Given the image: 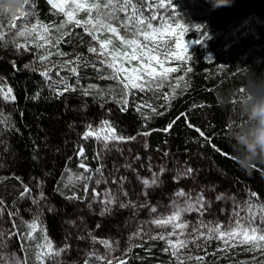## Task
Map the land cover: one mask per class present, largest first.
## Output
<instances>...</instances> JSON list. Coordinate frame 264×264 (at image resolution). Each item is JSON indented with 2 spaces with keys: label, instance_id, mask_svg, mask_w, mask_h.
<instances>
[{
  "label": "trees",
  "instance_id": "1",
  "mask_svg": "<svg viewBox=\"0 0 264 264\" xmlns=\"http://www.w3.org/2000/svg\"><path fill=\"white\" fill-rule=\"evenodd\" d=\"M172 3L182 23L192 27L188 36L202 41L189 49L187 64L191 71L184 73L175 95L170 88L169 98L164 100L159 113L148 118L137 109L139 94L133 90L127 97L126 110H122L125 107L122 84L106 78L112 69L107 67L105 57L89 51L90 47L99 48V44L83 27L68 24L63 31L70 30V35L64 36L55 47L49 46L53 53L66 55L53 54L40 62L38 56L45 49H37L31 43L18 49L8 39L16 28L7 27V17H0L6 26L7 41H0V87L5 91L10 88L15 97L12 100L0 95V200L7 207L13 206L25 196L27 187L30 192L42 189L47 203L40 210L43 225L32 232L31 240L25 238L30 231L28 224L14 217L27 264H62L66 252L63 221L71 212L66 200L73 196L83 198L88 179L76 181L75 177L90 174L97 157L96 140H86L83 136L89 125L97 130L105 121L116 129L118 136L126 139L150 133L146 137L149 149L163 156L187 159L197 184L214 192L236 194L258 207L264 205V165L245 172L229 158V155L234 157L229 130L235 101L232 106L223 103V97L235 94L246 78L264 76V0H232L230 6L219 8H214L210 0H173ZM28 11L32 12L29 26L37 21L58 26L65 20L63 13L48 0H29L23 12ZM15 16L18 28L25 17ZM86 16L87 12L83 11L77 14V19ZM243 24L244 34L233 40L230 32ZM51 35L55 43V37L60 34L53 28ZM204 36L209 39L205 40ZM34 38L29 36L28 40ZM24 42L23 37L16 41ZM73 67L78 74L70 71ZM46 71L48 77L41 75ZM65 84L71 90L65 91ZM196 128L204 132V137ZM81 148L87 158L85 163L90 166L88 171L80 167ZM170 185L168 179L165 191ZM45 236L51 242L52 253L38 262L36 245L43 244ZM56 250L59 255L55 254ZM87 260L83 258L79 264ZM167 261H172L171 252L160 241L155 245L130 247L112 264ZM90 264H108V261L90 260ZM209 264L228 263L209 259Z\"/></svg>",
  "mask_w": 264,
  "mask_h": 264
},
{
  "label": "rangeland",
  "instance_id": "2",
  "mask_svg": "<svg viewBox=\"0 0 264 264\" xmlns=\"http://www.w3.org/2000/svg\"><path fill=\"white\" fill-rule=\"evenodd\" d=\"M172 2L173 0H165V5L169 9L168 15L174 16L176 22L183 24L177 8ZM244 25L232 29L229 35L233 40L239 39L244 34ZM184 27L188 30L182 34L180 39L187 49L188 57L189 49L198 45L202 38L189 37L188 34L192 31V27L186 25ZM107 35L106 33L102 34L99 38L103 40L107 38ZM167 39L171 43L175 37H167ZM113 43L119 46L115 39ZM174 55L166 65H179V70L170 74L171 83H174L176 78H183L188 68L187 58L176 60ZM135 63L133 61V64ZM169 89L168 84L158 91L140 92L137 89H132L135 94H139L136 99L137 109L141 110L146 118L158 114L165 100L164 94H168ZM149 104L156 109L155 112L146 107ZM144 133L146 132L133 139L125 138L123 141L116 140L107 143L90 137L96 140L97 157L93 160L95 163L93 170L86 176L90 179L85 187L83 198L73 196L66 200V205L71 208V212L64 217L63 221L66 227L63 247L66 252L60 262L62 264H79L83 258H88L85 264H90V260L108 261L97 259V257L105 255L111 262H114L116 259H120L130 247L147 243L155 245L164 241L166 248L171 252L172 261L162 264H178V256L183 259V264H209V259H213L214 262L225 260L228 264H261V261H264V250L248 251L250 245L240 243L238 239L229 240L226 245L220 239L206 240L201 237L195 243H188L186 247L176 245L175 249L167 243L168 239L174 243L177 240L176 236L169 237L167 235L172 231L171 225L161 227L151 224L150 221L159 216H168L177 205L184 204V198L178 197L177 192L184 191L190 194L193 201L202 194L205 201L203 214L191 211L181 217L183 221L188 222L189 227L185 230L179 228L176 230L185 233L180 236V240H191V236L188 234L192 232L193 226L201 222L213 226L219 224L223 228L234 225L237 219L244 223L249 216L248 201L239 198L236 194L214 192L208 187L197 184L195 181L197 177L193 170L188 175L183 174L186 169L191 168L187 159L182 161L176 156H163L150 150L146 143L147 135ZM81 157L82 163L89 168L90 166L85 163L87 160L85 155ZM98 169L99 171H97ZM154 175H158L157 183L146 187L142 181H151ZM168 179L172 185L168 191H165ZM30 191L10 207L4 205L0 200V233L3 234L0 237V255L6 257L14 255L21 261V264H27V262L22 242L17 234L14 217L22 218L27 224L35 220L38 224L36 229H38L43 225L40 220L41 207L47 204L42 189ZM108 192H111L116 202L108 205L105 212L106 206L102 201ZM95 193H99V196L94 198ZM121 204L126 206L121 207ZM152 208H155L156 212H152ZM255 210L257 211L255 224L264 227L261 225L262 218L259 214V207L256 206ZM237 212L239 213L238 217L235 215ZM105 221L106 223H104ZM138 229H142V232L139 236L134 237L133 234ZM161 235L165 238H151ZM101 241L110 242L114 251L109 253ZM233 244L235 246H232ZM174 250L177 255H173ZM188 257H200V259H188Z\"/></svg>",
  "mask_w": 264,
  "mask_h": 264
},
{
  "label": "snow or ice",
  "instance_id": "3",
  "mask_svg": "<svg viewBox=\"0 0 264 264\" xmlns=\"http://www.w3.org/2000/svg\"><path fill=\"white\" fill-rule=\"evenodd\" d=\"M48 2L53 8L57 9L65 16V20L58 26L40 24L38 21L36 24L29 26L30 17L32 16L31 11L19 13L20 16L25 18L21 21L18 28L16 27L17 16L13 15L7 17V27L16 28L15 33L10 34L8 39H11L18 49L25 48L28 43H31L37 49H45V51L38 56L40 62L48 60L53 54L59 56L66 55L59 51L53 53L49 50V46L55 47L64 36L70 35V30L68 32L63 30L68 24H73L76 27H83L84 32L99 44V48L90 47L89 51L106 58L107 67L112 69L110 77L106 78L118 80L122 84V103L125 105L122 110H126V105L128 103L127 97L131 94L132 89H137L140 92L158 91L168 84V86L172 88V95H175V89L179 87L182 77L176 78L175 82L171 83L170 74L177 72L179 70V65H166L168 61L173 58V54H175L174 58L176 60L187 58V49L181 42L180 37L188 29L185 28L183 24L176 22L174 16L168 15L169 9L165 5V0H59V2H56V0H48ZM81 11L87 12V16L83 20L77 19V13ZM121 14L123 15L121 16ZM5 27L3 21H0V41L3 42H7L4 35ZM195 27L196 31H200L199 26ZM53 28L60 34L55 37V43H53V37L51 35V30ZM177 29L180 31L177 32ZM105 33L108 34L107 38L101 40L99 38L100 35ZM29 36H34L35 38L29 41ZM173 36L175 39L169 43L167 37ZM21 37L24 38L25 42L16 43L17 39ZM114 39L118 41L119 46L114 45ZM204 39L207 40L209 37L204 36ZM133 61L136 63L133 64ZM104 62L105 61H102V63ZM70 71L76 73V68L73 67ZM186 71H191V69L188 68ZM41 75L48 77L49 73L46 71L41 73ZM67 90L71 89L65 84V91ZM11 91L10 88L5 91L0 87V95H3L5 99H15V97L11 95ZM164 98L168 99L169 94H164ZM146 107L153 112L156 111L150 104L146 105ZM188 126L193 127L190 124ZM170 127L171 125L168 126V128ZM168 128L164 129V131H167ZM195 131L198 132L201 137H204V132L199 128H196ZM144 134L149 135L150 133ZM90 137H94L96 140H101L105 143L116 140L123 141L125 139L122 136H118L115 128L107 121L97 130H94L91 125H89L83 138L87 140ZM128 139L133 138L129 137ZM216 150L220 151L218 148H216ZM78 154L80 156L84 155L83 148L79 150ZM229 158L234 159L231 155H229ZM80 167L88 171L84 163H81ZM97 171H99V169ZM191 171L192 169L188 168L183 174L188 175ZM83 179H90V177H75L76 181ZM157 181L158 175H154L151 181L144 180L142 183L146 187H149L155 185ZM69 182H73L72 178L69 179ZM28 191L29 189L26 187L25 192ZM176 195L184 198V204L177 205L175 210L168 216H159L150 221L151 224L161 227L169 224L171 225L172 231L167 235L169 237L176 236L177 240L174 243L171 239H168L167 243L171 245L173 249L176 248V245L186 247L188 243H195L197 239L203 237L206 240L213 238L223 240L226 245L229 240L238 239L240 243L250 245L247 249L248 251L264 250V243H261L264 242V227L255 224L257 211L252 201L247 202L249 216L244 223H241L240 220L237 219L234 225L223 228V226L219 224L213 226L201 222L193 226L192 232L188 234L191 236V240H180V236H183L185 233L184 231L177 232L176 230L178 228L185 230L189 227L188 222L183 221L181 217L185 213L191 211H197L203 214L205 210V201L202 194L197 196L194 201L190 194L184 191H179ZM98 196L99 193L94 194V198ZM252 196H256V194L253 193ZM115 202V197L112 196L111 192H108L102 201L106 206L104 211H107L108 205ZM120 206L124 207L126 205L121 204ZM151 211L156 212V209L152 208ZM259 214L262 218L261 225H264V205L259 206ZM235 215L238 217L239 213L237 212ZM27 227L30 231L25 235V238L31 240L34 238L32 232L35 231L38 224L34 220L29 223ZM221 228H223V231H221ZM205 229L206 231H204ZM141 232L142 229H138L133 236H139ZM2 235L3 234L0 233V237H2ZM151 238L164 239L165 237L161 235ZM101 243L105 244L109 253L114 251L110 242L101 241ZM232 246L235 245L233 244ZM36 248V260L38 262L42 261L43 256L52 253L51 242L47 240L46 236L44 237V243L37 244ZM45 249H47L46 252L44 251ZM55 254L59 255V250H56ZM173 255H177L175 250L173 251ZM97 259L108 260V264H112L107 255L97 257ZM177 259L178 264H183V259L181 257L178 256ZM188 259H200V257H188ZM0 264H21V261L14 255L7 257L0 255ZM261 264H264V261H261Z\"/></svg>",
  "mask_w": 264,
  "mask_h": 264
},
{
  "label": "clouds",
  "instance_id": "4",
  "mask_svg": "<svg viewBox=\"0 0 264 264\" xmlns=\"http://www.w3.org/2000/svg\"><path fill=\"white\" fill-rule=\"evenodd\" d=\"M29 0H0V17H11L26 10ZM232 0H210L214 8L230 6ZM264 76L246 78L236 93L223 97L235 111L230 116V136L234 160L247 172L264 165Z\"/></svg>",
  "mask_w": 264,
  "mask_h": 264
}]
</instances>
